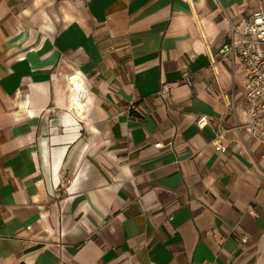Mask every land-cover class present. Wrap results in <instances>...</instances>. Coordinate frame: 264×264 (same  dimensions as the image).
I'll use <instances>...</instances> for the list:
<instances>
[{
	"label": "crops",
	"instance_id": "obj_1",
	"mask_svg": "<svg viewBox=\"0 0 264 264\" xmlns=\"http://www.w3.org/2000/svg\"><path fill=\"white\" fill-rule=\"evenodd\" d=\"M260 5L0 0V264H264V145L218 53Z\"/></svg>",
	"mask_w": 264,
	"mask_h": 264
},
{
	"label": "built area",
	"instance_id": "obj_2",
	"mask_svg": "<svg viewBox=\"0 0 264 264\" xmlns=\"http://www.w3.org/2000/svg\"><path fill=\"white\" fill-rule=\"evenodd\" d=\"M219 55L227 57L232 67L240 65L244 73L246 128L253 139L264 145V7L254 8L236 23L229 24L226 40ZM77 88V85H74ZM199 128L208 125L206 117L197 121ZM161 148V144H156ZM216 151L226 153L222 144ZM240 242H246L242 238Z\"/></svg>",
	"mask_w": 264,
	"mask_h": 264
},
{
	"label": "bare ground",
	"instance_id": "obj_3",
	"mask_svg": "<svg viewBox=\"0 0 264 264\" xmlns=\"http://www.w3.org/2000/svg\"><path fill=\"white\" fill-rule=\"evenodd\" d=\"M74 81H75V79H74Z\"/></svg>",
	"mask_w": 264,
	"mask_h": 264
}]
</instances>
